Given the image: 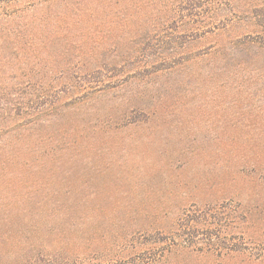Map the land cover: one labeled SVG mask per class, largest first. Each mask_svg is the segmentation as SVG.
Listing matches in <instances>:
<instances>
[{
	"label": "rangeland",
	"instance_id": "1",
	"mask_svg": "<svg viewBox=\"0 0 264 264\" xmlns=\"http://www.w3.org/2000/svg\"><path fill=\"white\" fill-rule=\"evenodd\" d=\"M37 1L0 23V264H264V0Z\"/></svg>",
	"mask_w": 264,
	"mask_h": 264
},
{
	"label": "trees",
	"instance_id": "2",
	"mask_svg": "<svg viewBox=\"0 0 264 264\" xmlns=\"http://www.w3.org/2000/svg\"><path fill=\"white\" fill-rule=\"evenodd\" d=\"M37 0H0V23L3 20L7 19H15V17L18 16L19 13L28 11L30 9H33L38 5ZM11 21V20H10ZM3 38L0 37V40ZM45 259L37 258V261H35V264L37 262L44 263ZM46 264V263H45ZM47 264H71L70 262H60V263H51L48 262Z\"/></svg>",
	"mask_w": 264,
	"mask_h": 264
}]
</instances>
